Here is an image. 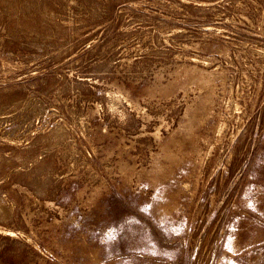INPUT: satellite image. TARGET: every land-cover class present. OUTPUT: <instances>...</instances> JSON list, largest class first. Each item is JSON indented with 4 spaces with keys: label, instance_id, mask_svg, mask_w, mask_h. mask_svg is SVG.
<instances>
[{
    "label": "rangeland",
    "instance_id": "374dc122",
    "mask_svg": "<svg viewBox=\"0 0 264 264\" xmlns=\"http://www.w3.org/2000/svg\"><path fill=\"white\" fill-rule=\"evenodd\" d=\"M0 264H264V0H0Z\"/></svg>",
    "mask_w": 264,
    "mask_h": 264
}]
</instances>
